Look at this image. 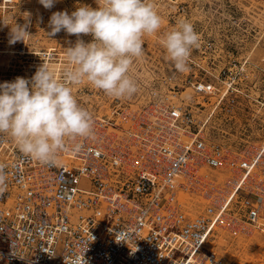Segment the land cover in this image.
<instances>
[{
  "label": "built area",
  "instance_id": "2783aa9c",
  "mask_svg": "<svg viewBox=\"0 0 264 264\" xmlns=\"http://www.w3.org/2000/svg\"><path fill=\"white\" fill-rule=\"evenodd\" d=\"M18 1L0 0V24ZM201 43L205 67L191 53L187 75L176 84L190 89L193 101L172 89L152 92L134 110L116 105L108 118H93L94 132L78 139V151L69 142L50 164L0 135L7 173L0 264H66L77 257L83 264H224L210 247L218 234L252 232L264 241V131L253 148L238 149L211 133L212 119L233 114L238 95L258 92V78L248 71L247 55L237 60L227 50L224 63L207 66L213 44ZM3 44L0 35V61L22 55ZM180 192L198 201L190 206Z\"/></svg>",
  "mask_w": 264,
  "mask_h": 264
},
{
  "label": "rangeland",
  "instance_id": "374dc122",
  "mask_svg": "<svg viewBox=\"0 0 264 264\" xmlns=\"http://www.w3.org/2000/svg\"><path fill=\"white\" fill-rule=\"evenodd\" d=\"M151 2L161 16L162 23L157 33L144 37L143 55L134 58L131 66L130 75L137 83L138 91L131 98H113L85 80L72 86L73 95L80 106L87 109L93 118L106 119L114 106L134 110L136 105L145 103L152 92L160 96L170 94L168 91L174 89L178 90L181 98L193 101L190 89L186 86L176 88V84L187 75V71H177L163 47L164 36L176 28L179 22L187 20L193 24L199 35L198 47L203 45L201 42L210 41L213 44V50L205 54L207 66L224 63L226 50L231 51L237 60L240 55H247L248 71L252 78H258L255 89L259 90L250 97L238 95L233 114L224 117L220 123L217 121L218 115L216 120L212 119L216 129H212L211 133L217 143L229 148H253L261 140L264 131V126H258L259 121L264 120V105L262 108L258 105V102L264 104V83L261 81L264 68V0ZM83 5L97 8L96 0H56L50 9H46L39 0H19L13 8L7 10L4 22L0 24L3 45L10 51L24 49L25 52L22 53L25 54L20 56L9 53L2 56L0 83L14 81L18 76L30 79L43 63L48 64L57 79H61L63 71L69 67L66 49L75 44L77 37L63 30L49 35V21L54 12L67 11L71 14ZM16 26L24 28L28 35L24 37V41L11 44V29ZM80 38L86 43L92 40L90 35H82ZM196 48L192 49V56L204 66V56ZM208 71L212 72L210 69ZM196 72L205 75L207 79L215 80L200 69H196ZM242 105L244 109L240 111ZM210 247L223 259L224 264H264V241L256 233H220L213 239Z\"/></svg>",
  "mask_w": 264,
  "mask_h": 264
},
{
  "label": "clouds",
  "instance_id": "9594fccd",
  "mask_svg": "<svg viewBox=\"0 0 264 264\" xmlns=\"http://www.w3.org/2000/svg\"><path fill=\"white\" fill-rule=\"evenodd\" d=\"M46 8L56 0H39ZM97 8L79 6L69 14L54 12L49 21L55 35L65 31L77 40L66 49L69 67L57 79L43 63L30 78L16 77L0 83V135H7L26 156L42 163H54L68 143L79 150V138L94 132L92 114L78 103L72 86L85 80L113 98H131L137 83L130 75L134 58L144 52V37L157 33L162 18L151 0H96ZM9 43L24 41L28 33L16 26ZM90 35L86 43L80 37ZM199 35L191 22L184 20L168 32L163 47L177 71L187 70ZM5 165L0 164V191L6 186ZM66 264H83L77 257Z\"/></svg>",
  "mask_w": 264,
  "mask_h": 264
},
{
  "label": "bare ground",
  "instance_id": "6f19581e",
  "mask_svg": "<svg viewBox=\"0 0 264 264\" xmlns=\"http://www.w3.org/2000/svg\"><path fill=\"white\" fill-rule=\"evenodd\" d=\"M25 52V50L24 49H22L21 50V53L22 52ZM23 54V53H22ZM25 54V53H24ZM26 54H27V52H26ZM180 196H181V198L185 201V203L187 202L190 206H192V205H194L193 204V201L195 200V201H198V199L197 198H194V197H192V199H187V195H185L183 192H180ZM186 206V205H185ZM186 208H187V206H186ZM192 207H190V209H191Z\"/></svg>",
  "mask_w": 264,
  "mask_h": 264
}]
</instances>
